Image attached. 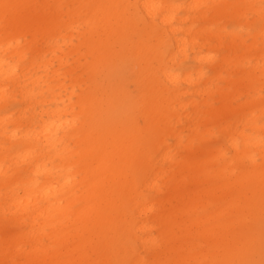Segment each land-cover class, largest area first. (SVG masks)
<instances>
[{
    "label": "bare ground",
    "instance_id": "1",
    "mask_svg": "<svg viewBox=\"0 0 264 264\" xmlns=\"http://www.w3.org/2000/svg\"><path fill=\"white\" fill-rule=\"evenodd\" d=\"M38 1L42 5L33 8ZM209 1L207 11L216 10L218 1ZM4 4L16 6L7 10V17ZM234 4L237 1L225 3L220 12ZM172 9L162 0H0V37L1 33L6 36L0 38V86L11 80L22 87L26 79L27 74L16 76V67L6 63L7 58L24 59L25 33L36 43L43 34L64 39L61 29L70 30L74 35L67 36L69 44L90 71L99 76L101 67L115 66L105 71L108 78L116 75V68L117 77L121 74L110 50L113 41L123 42L137 34L138 22L144 23L145 35L127 46L135 57L132 73L140 89L136 99L128 96L120 80L115 86H103L93 76L85 88L75 83L78 93L73 88L67 91L68 103L61 101L60 107L46 112L47 117H59L72 106L71 98H77L83 120L73 122L70 132L62 133L64 123L50 125L43 120L32 127L31 120L25 121V111L19 110L18 122L13 114L5 117L14 127L4 138L19 146L24 157L13 166H0V192L7 190L0 193V264H225L262 258L264 142L258 132L264 127L257 122L259 98L251 96L239 107L250 115L251 134L223 130L231 150L229 160L221 149L203 151L202 160H180L166 149L163 137L172 133L177 138L172 118L193 126L194 119L206 122L207 116L219 112L221 121L220 116L234 111L231 101L256 88L257 73L264 76V47L253 39L254 47L248 52L249 61L255 63L237 80L231 78L238 68L244 71L243 61L234 64L226 79L233 84V92L211 89L197 70L190 95L199 100L182 101L177 76L163 67L165 44L170 45L166 52L171 60L179 48L171 26ZM254 13L264 39V13L260 9ZM63 15L67 20H61ZM103 32L106 38L101 40ZM215 76L220 77V71ZM31 83L32 90L23 101L35 98L33 91L39 87ZM215 94L220 102L216 108L208 100ZM138 105L151 135L140 136L130 123L124 125L121 116ZM199 105L204 111L198 112ZM69 142L76 148H70ZM186 151L190 153L189 147ZM54 160L59 163L47 168ZM153 163L171 168L154 169ZM78 174L82 178L77 181ZM187 180L191 187H186ZM208 180L219 183L210 188ZM142 189L161 197L146 196ZM218 201L224 204L207 216ZM215 216L219 224L209 225ZM151 231L156 235L151 236Z\"/></svg>",
    "mask_w": 264,
    "mask_h": 264
},
{
    "label": "rangeland",
    "instance_id": "2",
    "mask_svg": "<svg viewBox=\"0 0 264 264\" xmlns=\"http://www.w3.org/2000/svg\"><path fill=\"white\" fill-rule=\"evenodd\" d=\"M174 9H172L175 15L174 20L171 22V26L175 27V38L177 46L175 52L170 56L167 55L166 49L168 46L162 48V57L164 55L165 63L163 67L169 73L177 76L175 82L177 93L180 100L187 101L194 99L198 101V97L190 95L191 89L196 84L195 71L200 70L205 78V81H209L208 85L211 89L220 88L225 93L233 92L234 86L231 83H227L228 74L234 64L241 60L243 61L244 71H237L233 73L231 80H237V77H241L249 68L254 65V61L249 57L248 49L254 46L253 39L255 38L259 47H264V39L259 36L261 29V21L255 16L254 10L260 9L264 13V0H216V10H209L205 8L211 4L209 0H162ZM220 12V9L225 3L233 4ZM42 5V1H38L33 4V8ZM215 7H211L213 9ZM39 9V8H37ZM61 20H67V16L63 15ZM144 23L138 22V32L132 37L126 38L123 42L113 41L110 45L111 54L117 57L115 61L117 65L121 66V74L118 75V69L116 68V75L108 78L105 71H109L115 68L101 67V73L96 71H90L88 63L82 57H79L78 53L69 44L68 35L73 34L70 30L61 29V35H64V39L53 38L47 34L41 35L40 39L36 43L31 42L29 33H25L24 39L21 40V44H24V49L27 52L24 59L17 61V59L7 58L6 63L9 66L16 67V76H20L22 73L27 74L25 81L19 87L11 80L3 81L0 86V166L5 169L8 166H13L16 161H21L24 156L23 153H19V146L9 144L4 138V134H8V131L12 130L14 125L10 121H5V117L9 114H13L12 119L18 122L21 117L20 111H25V121L31 120L32 127L41 124L42 120L50 125L63 124V132L67 133L71 131V127L75 123H79L83 120V116L80 112L83 110L81 103L77 101V98L72 97V106L68 107L67 112H62L59 117H47L46 112L55 109L57 106H61L60 102L66 100L67 91L71 88L75 89L78 93V87H75V83H80L82 88L90 86L88 79L95 76L97 82H101L103 86L110 85L115 86V83L120 80L123 87L127 91L130 98L136 99L139 95V86L134 82L132 70L136 68L135 57L130 54L127 49L128 45H132L137 39L144 38L145 35L142 32ZM159 26V25H158ZM162 29V26H159ZM259 32V33H258ZM101 40L106 38L105 33L99 35ZM6 37L4 33H1V37ZM56 37V36H55ZM194 39L193 44L191 40ZM56 40V43L54 42ZM1 42V44H3ZM73 45H77L75 39L72 40ZM100 45H106L105 42H100ZM107 46V45H106ZM37 50L34 54L29 53L32 50ZM84 49H82L83 51ZM41 52L38 54V52ZM251 52V51H250ZM193 53V54H192ZM225 57L226 59H223ZM170 59V60H169ZM227 63H225V61ZM90 62V59L87 60ZM4 68L7 66L4 65ZM215 71H220V77L215 76ZM188 74V75H187ZM256 88L249 89L245 96L236 98L231 101V105L235 109L230 111L227 117L218 118L219 112L207 116V121L194 119L192 126L191 123L184 120L175 122V119L170 120V124L173 128V133L177 138L171 134H165L163 137L166 149L171 152V155L180 160H202L205 156L203 151L209 150H224L226 153V160L230 159L231 150L226 144V138L223 135V130L232 132H244L245 134H251L247 125L250 115L246 111H240L241 107L247 99L251 96L259 98V114L257 116V122L259 127H264V76L259 73L256 74ZM76 81V82H75ZM34 82L39 88L34 90L35 98L26 101L27 94L32 90V83ZM167 84L169 81H164ZM52 96H55L53 98ZM209 103L213 107L220 106L216 94L208 99ZM204 111V107L198 106V112ZM187 113L192 112L187 109ZM196 112V113H198ZM124 125L130 123L131 128L138 132L140 136L145 134H152V129L146 127L144 111L138 105L132 107L124 116H121ZM4 120V121H3ZM72 121L70 124L69 121ZM23 121V122H25ZM61 129V130H62ZM195 129V130H193ZM60 130V131H61ZM193 130V132H191ZM4 131L5 133H1ZM194 132H198V136H194ZM61 133V134H62ZM258 137L264 142V130L258 132ZM70 148H76L73 143L68 144ZM186 147H189L190 153L186 151ZM8 150L12 153L10 154ZM27 162V158H24ZM59 160H54L52 163L47 164V168L59 163ZM188 164H191L187 162ZM21 166V163L18 164ZM193 165V164H191ZM153 168H161L169 170L170 166H162L153 163ZM176 170V166H175ZM7 171V169H6ZM76 180H81L82 175H75ZM188 181V180H187ZM186 181V182H187ZM219 182L216 181L215 184ZM211 180L206 183L210 188L215 185ZM186 187H191L190 181L187 182ZM7 190L2 189L1 194ZM142 192L146 196H152L153 198H160L161 195L154 194L150 190H143ZM224 204L223 201L213 203L206 213L210 216L216 209ZM209 225L219 224L218 217H214L209 220ZM151 236H155L154 231L150 232ZM199 244L197 240L194 241ZM204 246L201 245V248Z\"/></svg>",
    "mask_w": 264,
    "mask_h": 264
},
{
    "label": "snow or ice",
    "instance_id": "3",
    "mask_svg": "<svg viewBox=\"0 0 264 264\" xmlns=\"http://www.w3.org/2000/svg\"><path fill=\"white\" fill-rule=\"evenodd\" d=\"M11 7H16V6L8 5V4L3 5V8L5 10V17H7V10ZM69 123L71 124L72 121L70 120ZM261 257L262 258L259 260V262H257L254 259H248L239 262H225V264H264V234H262V238H261Z\"/></svg>",
    "mask_w": 264,
    "mask_h": 264
}]
</instances>
